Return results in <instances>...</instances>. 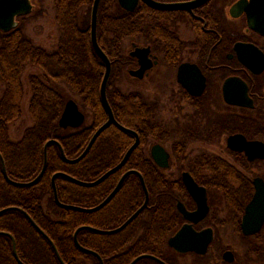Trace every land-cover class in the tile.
Segmentation results:
<instances>
[{
	"label": "flooded vegetation",
	"instance_id": "1",
	"mask_svg": "<svg viewBox=\"0 0 264 264\" xmlns=\"http://www.w3.org/2000/svg\"><path fill=\"white\" fill-rule=\"evenodd\" d=\"M151 1L166 8H154L137 0L131 12V41L126 51L131 64L126 71L135 85L136 99L131 100L130 127L114 117L133 134L126 133L129 145L113 167L136 140L137 146L118 171L96 186L82 187L95 188L118 175L114 187L99 203L83 208L99 205L123 174L135 173L123 180L103 208L82 213L89 216L76 226L61 223L64 228L57 229L53 224L56 216L50 210H45L46 221L43 220L47 232L20 207L7 205L0 211L15 207L24 213L9 210L1 215L17 212L25 217L40 242L51 249L54 264H264V218L258 226L261 216L249 217L247 209L255 195L254 181L264 183V32L252 30L247 13L233 9L239 0H206L201 5H196V0ZM30 3L32 11L17 17L15 28L0 32L11 33L23 27L27 17L39 13L33 0ZM137 49L148 51L150 64L143 73L132 76L130 72L137 73L141 68L139 59L130 55ZM19 51L0 50V99H22L23 115V104L30 97L29 76L32 72L41 76V69L26 63ZM232 99L245 104H231ZM17 121L7 134L12 141L18 140L12 129ZM235 136L241 137L242 143L233 148L228 140ZM156 146L168 155L166 168L159 167L152 156ZM2 162L7 173L0 152L3 176ZM184 174L204 190L207 211L197 221L185 216L196 213L199 204L188 191ZM7 176L16 183L30 182ZM98 178L77 180L91 183ZM145 202L136 217L123 226ZM263 209L264 193L260 211ZM246 217L244 229L255 231L252 234L243 233ZM80 227L85 228L77 232V243L89 252L80 250L74 240ZM109 231L115 232L106 233ZM209 232L211 239L203 251ZM57 247H61V253ZM38 258L41 264V256Z\"/></svg>",
	"mask_w": 264,
	"mask_h": 264
},
{
	"label": "trees",
	"instance_id": "2",
	"mask_svg": "<svg viewBox=\"0 0 264 264\" xmlns=\"http://www.w3.org/2000/svg\"><path fill=\"white\" fill-rule=\"evenodd\" d=\"M91 4L92 0L54 1L58 32L51 50L35 45L22 31V25L8 34L0 32V50H20V56L26 58V63L41 69V76L34 72L29 76L30 97L26 111L30 125L16 141L10 140L7 134L13 123L21 118L22 99H0V152L11 179L27 182L38 175L43 165V145L50 139L61 144L67 158L78 157L105 121V111L99 99L104 67L92 50L89 37ZM133 16L114 0H102L97 20L98 43L112 63L107 99L116 119L126 127L131 124V100L136 96L133 91H121L116 84L128 77L126 70L131 60L125 47L131 41ZM69 97H75L73 100L86 118L82 127L63 130L59 128L58 120ZM129 138L126 133L110 126L97 137L88 154L74 165L66 164L58 148L49 145L45 173L33 187H12L4 180L0 169V209L7 205L20 207L46 232L45 210L56 216V220L51 222L57 229L63 227L61 223L76 226L86 221L89 215L62 210L54 204L50 184L52 175L61 171L79 180L92 181L121 159ZM117 176L116 173L98 187L89 189L57 178L58 199L68 205L95 206L114 187ZM68 217L72 220L66 221ZM0 231L13 236L17 254L24 264H39V255L41 264H54L51 249L40 242L21 214L7 212L1 215ZM49 235L57 242L54 234L49 232ZM57 248L61 253V247ZM0 264H18L12 253L11 241L6 236H0Z\"/></svg>",
	"mask_w": 264,
	"mask_h": 264
},
{
	"label": "water",
	"instance_id": "3",
	"mask_svg": "<svg viewBox=\"0 0 264 264\" xmlns=\"http://www.w3.org/2000/svg\"><path fill=\"white\" fill-rule=\"evenodd\" d=\"M100 1L101 0H93V3H92L91 12H90L89 36H90V44H91L92 50L94 51L95 55L100 59L101 63L103 64V67H104L103 77H102V80H101V83L99 86V99H100V103H101V105H102V107H103V109L107 115V119L99 128L96 129V131L92 135L91 139L89 140L88 144L86 145L84 151L75 159L69 160L64 156L62 147L60 146L58 141L53 140V139L48 140L43 146V165H42L41 171L34 180H32L28 183H16L14 181H11L7 176L4 163L2 162L3 176L8 183H10L14 186L30 187V186H33L34 184L37 183V181L41 178V176L43 175V173L45 171V168L47 165V148L51 144L56 145L59 148L61 156L66 163L75 164V163H78L79 161H81L85 157V155L88 153V151L90 150L91 146L93 145V143L97 139V137L104 130H106L109 126L113 125L115 128H117L118 130H120L124 133L133 134L132 131L123 127L121 124H119L115 120L111 106L109 105V102L107 99V92L106 91H107L108 82H109L110 77H111V61H110L109 57L101 49V47L98 44V40H97V17H98V9H99ZM143 1L145 3H147L148 5L154 7V8H159V9L166 8L165 6L158 5L155 2H152L151 0H143ZM205 1L206 0H196L195 4L201 5ZM117 2L119 4V6L128 13L133 12V10L135 9L136 4H137V0H117ZM32 8L33 7H32V4L30 3V0H0V31L8 32V31L12 30L13 28H15L17 26V22L15 21V19L17 17L28 15L32 11ZM233 9H239L240 11H243V12L245 11L247 13L248 26L252 30H254L258 33L264 32V0H249V2L247 0H239L234 5ZM249 47H252V46H249ZM147 54H148V51L144 50V49H137L135 52H132L130 54L131 56L138 58L139 64L141 65V68L137 73L136 72H130V75L133 76L135 74H141L147 68H149L150 62L148 60ZM248 101L250 102V104L248 106L251 107L252 106L251 100L249 99ZM229 102L231 104H234V105L245 104V103H242V101H240V100L238 101V99H232V101H229ZM84 120H85L84 114L79 110L76 102L73 99H69L66 101V103L64 105L63 111H62L60 118L58 120V126L63 130H66L68 128L78 129L84 124ZM239 143L240 144L242 143V139L239 136L229 138V140H228L229 146H231L233 148H235L234 147V146H236L235 144H239ZM136 146H137V140L126 151V153L124 154V156H123L122 160L119 162V164H117L115 167H113L112 169L105 172L101 177H99L94 182L87 183V182L79 181L75 178H72V177L62 173V172H57V173L53 174L51 177V187H52L53 200H54L55 204L62 209L72 210V211L79 212V213H91V212H95V211L103 208L110 201V199L116 194V192L119 190L123 180L128 175L135 173V172L129 171V172H126L125 174H123V176L120 178L119 182L117 183L116 187L113 189L111 194L104 201H102L99 205H97L96 207H93V208H89V209L83 208L80 206H74V205H68V204L61 203L58 200L57 190H56V185H55V179L58 177H62L64 179H67L68 181L72 182L73 184H75L77 186H81V187L96 186V185L100 184L101 182H103L111 174L118 171L124 165L125 161L129 157L131 152L136 148ZM152 156H153L155 162L158 164L159 167H161V168L167 167L168 155L160 147L156 146L153 148ZM183 177H184V182L187 186L188 191L197 200V202L199 204L198 205L199 209L196 213H192V214L185 213V216L189 220L197 221L198 219L202 218L207 211L206 200L204 197V190L202 188H199L191 180V178L188 177L187 174H184ZM254 186H255V195H254L253 200L249 204L247 209H249V212H250L249 217L257 216V215L261 216L260 220L258 222V226H259L260 223L262 222L263 218H264V209L262 211H260L261 210V198H262V194L264 193V183L260 179H256L254 181ZM199 195H202V198H200ZM145 206H146V202L140 209H138V211L136 213H134L133 216H131L127 220V222L123 226L127 225L134 217H136V215ZM9 210H11V211L16 210V211H19L21 213H24L21 209H18L15 207H10V208L1 210L0 215L6 211H9ZM25 216L32 223V225L36 227L34 222L28 217V215L25 214ZM247 219L248 218L246 217L244 219V223L242 224L243 233L244 234H252L255 231H248V230L244 229L245 223L247 222ZM258 226H257L256 230L258 229ZM84 228L85 227H80L75 231L74 240H75L77 246L80 248V250H82L84 252H89L88 250H85L81 246H79V244L77 243V240H76L77 232L84 229ZM113 232H115V231H109L106 233H113ZM209 234H210V232L208 233L207 239H206V241L202 247L203 251L211 239V236H209ZM201 235H204V233ZM0 236H7L11 239L12 252H13V256H14L15 261L18 264H24L20 260L18 254H17L14 238L9 233L3 232V231H0ZM51 245H52V248L55 251L57 257L59 258L58 253L56 251V248L54 247V245L52 243H51ZM185 250H189V248H186ZM59 260L61 261L60 258H59Z\"/></svg>",
	"mask_w": 264,
	"mask_h": 264
},
{
	"label": "rangeland",
	"instance_id": "4",
	"mask_svg": "<svg viewBox=\"0 0 264 264\" xmlns=\"http://www.w3.org/2000/svg\"><path fill=\"white\" fill-rule=\"evenodd\" d=\"M33 4L34 8H36L37 11L39 10V13L34 16H29L23 21L24 26L22 27V31L35 45L42 46L46 50H51L56 44L58 32L54 20V0H33ZM125 48L126 51H128L129 44H127ZM133 84L132 79L130 77H126L116 85L120 87L121 91L130 92L135 89V85ZM65 91L70 94L68 89H65ZM68 99H75V97H69ZM26 109L27 100H25L23 104L22 118L17 121L15 126L12 128L15 131L14 134L17 135L15 139H19L22 131L30 125Z\"/></svg>",
	"mask_w": 264,
	"mask_h": 264
}]
</instances>
